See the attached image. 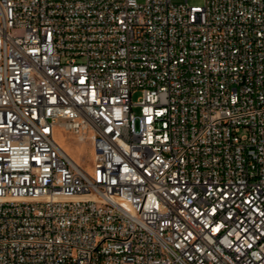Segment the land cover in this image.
Here are the masks:
<instances>
[{
	"label": "built area",
	"instance_id": "2783aa9c",
	"mask_svg": "<svg viewBox=\"0 0 264 264\" xmlns=\"http://www.w3.org/2000/svg\"><path fill=\"white\" fill-rule=\"evenodd\" d=\"M141 1L0 0V264H264V0Z\"/></svg>",
	"mask_w": 264,
	"mask_h": 264
},
{
	"label": "rangeland",
	"instance_id": "374dc122",
	"mask_svg": "<svg viewBox=\"0 0 264 264\" xmlns=\"http://www.w3.org/2000/svg\"><path fill=\"white\" fill-rule=\"evenodd\" d=\"M141 3L142 1L139 0ZM189 5L192 7L204 6V0H189ZM140 93L133 95L134 103L138 102ZM135 115H139V108L134 109ZM56 142L65 150L71 158L81 167L89 172L94 169V149L91 142L87 139L81 141L79 137L71 132H65L62 129H57L55 133Z\"/></svg>",
	"mask_w": 264,
	"mask_h": 264
}]
</instances>
